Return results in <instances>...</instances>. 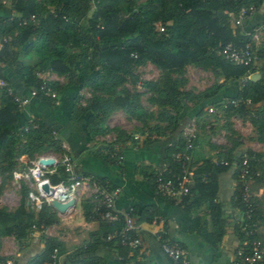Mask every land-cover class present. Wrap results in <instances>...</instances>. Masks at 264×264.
<instances>
[{"label": "crops", "instance_id": "crops-1", "mask_svg": "<svg viewBox=\"0 0 264 264\" xmlns=\"http://www.w3.org/2000/svg\"><path fill=\"white\" fill-rule=\"evenodd\" d=\"M248 2L254 6L255 11L240 20L239 25L233 23L235 12L225 8L221 10L222 15L227 16L231 36L237 42L249 41L253 31L264 22V0ZM14 5L13 0H0V40H5L0 44V77L8 83L14 95L28 100L23 109L15 112L13 132L17 133L21 127H26L24 124L29 120L49 130L52 141L58 142L61 154L67 153L71 157L76 172L91 176L101 188L117 191L114 210L119 217L131 210L132 221L138 228L140 245L136 248L125 245L117 247L112 242L122 223L120 220L108 223L93 215L96 197L89 187L74 206L65 212L59 213L51 205H46L39 225L30 228L24 238L18 239L14 234L0 236V261L11 264H51L47 257L41 256L43 239L49 238L55 240L61 249L57 264H66L65 256L93 240H97V246L89 255V260L83 264H170L156 239V234L162 231L167 240L183 248L189 264H233L236 250L247 245L249 248L257 245L263 250L264 257V110L261 109L264 101L253 107L257 111L261 110L253 118L250 112L233 115L221 111H206L191 117L184 131L194 135L190 166L195 171L207 162L221 166L222 169L209 182L207 179L198 186L193 183L190 196L181 203L169 202L154 195L152 179L156 171L168 168L166 147L170 140L165 116L172 114L170 107H157L154 104L146 106L142 128H139L140 134L135 140L130 138L108 144L102 142L100 134L103 131L96 114L101 112L100 108L120 109L113 105L106 106L104 103L107 101L82 108L86 99L83 83L91 77V74L84 71L78 56L85 48L66 49V58L62 60L61 67L70 73L52 71L49 64L40 59L35 47L25 49L36 41L37 29L32 30L25 40H21V29L11 27V31H7L10 19L21 17ZM57 9L58 13L77 23L82 31L85 30L86 17L82 19L71 14L65 6ZM48 15H54V6L47 11L36 10L30 15L34 16L33 19L28 16L26 20L35 28L38 20H44ZM255 35L256 39L251 42L252 48L258 57H262L264 27L257 29ZM95 51L94 57L100 48ZM187 67L189 70L192 65ZM137 68L145 71L152 68L156 76L159 72L149 63ZM255 68H259V63L255 64ZM25 72L30 73V79L46 85L56 95L55 99H44L47 98L45 96L31 98L29 91L34 85L27 84L26 79H30L24 75ZM217 73L214 84L223 81L219 69ZM252 75H258L255 80L259 78V73ZM236 90L237 83L226 81L218 96L221 100L229 98L235 95ZM123 97L125 99L124 94ZM187 105L190 107L191 103ZM229 121H233L234 128L229 126ZM149 122L152 128H144ZM246 152L255 160L249 180L256 209V230L251 242H243L238 235L236 227L242 216L232 200L237 185L232 176V163ZM221 162H227L228 167L221 165ZM22 181L20 186V182L13 179L12 182L18 185V199L13 208L6 209L5 206V209L12 214H18L19 209L24 214H32L33 222L37 220V211L28 201V188ZM20 217L25 220L23 214ZM50 220L52 222L48 223ZM16 222L13 225H17ZM1 227L10 226L5 223L0 224Z\"/></svg>", "mask_w": 264, "mask_h": 264}, {"label": "trees", "instance_id": "trees-1", "mask_svg": "<svg viewBox=\"0 0 264 264\" xmlns=\"http://www.w3.org/2000/svg\"><path fill=\"white\" fill-rule=\"evenodd\" d=\"M13 1L15 2L14 8L21 14V17L19 19L11 18L7 25L10 26L7 31H11V27L21 29V40H25L32 33V30L37 29L36 41L32 45L26 46L25 49L35 47L40 54V59L48 63L52 71L70 73L61 67L62 60L66 58L65 51L67 48L81 47L85 49L79 52L78 56L84 66L88 65L84 63L85 60L90 58L100 67L118 69L121 72L134 70L145 63L151 64L159 71L163 79L157 92L156 102L163 104L162 106L170 107L173 111V114L165 116V121L168 124L167 129H169L167 134L170 140V144L166 147L168 164L166 170L172 175L177 174L178 168L171 159V155L181 150V133L191 121V117L201 115L208 108H215L216 111L232 113L233 115H245L250 112L252 118L261 111H257V108L255 110L253 107L264 101V74L260 70L251 69L249 75L259 73V78L250 80L248 77L242 82V77L247 69L229 64L216 54V50L227 43L241 46L248 42V39L243 42L240 40L237 42L233 39L228 29L227 16L222 15L221 12L224 8L236 12L239 6L238 2L227 0H146L134 11L132 6L120 8L119 4L122 3V0H50V3L48 0H44L45 3L48 2L54 6V15H48L44 20L38 18V23L33 28L31 22L26 18L36 10H42L39 4L30 0ZM91 2H94V8L90 16L87 17ZM42 4L44 3L42 2ZM61 6H65L71 14L78 15L82 19L87 18L84 31L80 29L77 23L57 12V8ZM21 18L26 21L24 25L21 24L23 21ZM156 25L158 28H163L164 33L158 35ZM96 48H100V51L94 57L93 50L96 52ZM89 49H91L90 52ZM214 57L218 59L216 67L223 76L222 83L213 84L200 92L179 90L177 86H182L180 85L182 80L176 82L174 78H171V75H183L184 69L188 65L205 69V65L209 63L206 64V61L210 58L214 59ZM24 75L29 79L31 77L29 72H25ZM164 76L168 77V80L165 81ZM98 78L100 76L96 74L93 80ZM226 81L237 83V90L234 96L221 100L218 94ZM26 82L29 85H34L33 88L41 85V82L34 81L32 78L26 79ZM0 96L2 103L0 106V150L7 151L3 154L6 159L5 162H7V166L4 168L6 171L15 165L10 161L9 156L17 155L11 154V151L13 148L15 149V142L20 136L25 135L30 140L21 147L22 150L17 151L18 154H26L31 158L32 154L43 145H48L49 150L52 149L61 154V148L58 142L52 141L49 130L36 121L29 120L24 124L27 127L26 131H23L25 129L23 126L17 133H14L15 112L18 110L11 98L7 97L4 92L0 91ZM232 101L237 102L235 107L228 105L225 109L220 108L225 102L230 104ZM187 103H191V106L188 107ZM104 104L119 108L127 107V101L123 94H118L113 101H107ZM261 109L264 110V104ZM28 124H34L36 127L32 128ZM246 155L249 159V175L251 176L255 160L251 158L252 155L249 152H246ZM239 160L240 156L232 163L234 164L232 176L236 181V165ZM227 165L223 166L228 167ZM221 169V166H213L204 162L201 168L194 171V185H201L207 179L208 182L209 179L211 181L212 177ZM62 176L61 169L57 168L56 173L50 176L49 180L51 183H56ZM202 177H205L204 181L201 180ZM240 190V184L237 182L232 200L239 211H243V207L239 203ZM46 205L50 206V204H43L37 211V220L33 222L32 214H24L21 209H19V213L25 216L24 221L19 213L12 214L8 213L5 208L0 209V224L8 223L10 226L1 227L0 236L14 234L18 239L24 238L30 228L39 225L42 219L41 213ZM93 215L97 217L95 213ZM254 218L256 220V211ZM16 220L17 225H13ZM51 222L52 220L48 221V223ZM236 228L238 232V226ZM114 237L112 242L117 247H122L123 244L117 233ZM252 239L253 236L246 238L250 242ZM96 246L97 240H93L92 243L76 248L71 254L65 256L66 264L85 263L89 260V255ZM248 248L249 245L245 246L246 251ZM54 249L57 251V256L61 255L59 244L53 239L44 238L41 256L47 257L50 261Z\"/></svg>", "mask_w": 264, "mask_h": 264}, {"label": "built area", "instance_id": "built-area-1", "mask_svg": "<svg viewBox=\"0 0 264 264\" xmlns=\"http://www.w3.org/2000/svg\"><path fill=\"white\" fill-rule=\"evenodd\" d=\"M227 1L238 2L239 4L237 11L234 14L235 18L233 19L235 25H239L240 20L251 16L255 11L254 6L248 2L249 0ZM33 17L34 16H30L31 19H33ZM25 23V21L21 22L22 25ZM261 25L262 26L253 31L249 38L250 40L243 45L236 46L232 43H227L216 50V54L229 64L245 67L247 69L242 77V82L250 76L249 73L251 69H254L255 71L258 69L264 74V56L258 57L255 54L251 43L256 39L255 32L257 29H262V27H264V22ZM4 42V39L0 40V44ZM256 63H259V68H255ZM0 91L4 92L7 97L11 98L12 103L18 111L23 109L28 102L27 99L19 98L14 95L8 83L1 77ZM29 95L31 98L45 96L51 99H55L56 96L44 84L31 89ZM228 105L235 107L237 102L232 101L230 104L225 102L220 108L225 109ZM214 111H216L215 108H208L207 110L208 113ZM28 125L32 128L36 127L34 124ZM187 126H185V128ZM185 128L181 133V150L171 155V159L177 164V174L172 175L167 172V170H158L154 173L152 179L154 195L175 204L181 203L186 197L190 196L191 186L194 181V168L190 166V151L193 147L194 135L184 132L186 131ZM26 129L27 127H25L23 131H26ZM48 159L52 160V164L44 166L42 162ZM117 159L119 158L117 157ZM220 164L227 165V162H221ZM236 167L237 182L240 184L241 188L239 203L243 207V211H240L242 217L237 226L238 235L242 236L244 242L246 241V238L252 236L256 230V220L254 218V212L256 209L253 194L249 186V159L245 153L240 156V160ZM57 168L61 169L63 176L58 182L51 183L49 177L56 173ZM26 178H28L27 199L32 203L35 211L40 210L43 204H50L52 201L60 204H65L69 201H74L75 203L82 193L91 187L93 189V194L96 197V203L93 208L96 216L108 223H114L120 220L122 225L117 232V236H119L121 243L129 248H136L140 245L138 228L132 221L131 210L124 213L121 217H119L114 210V198L117 191L101 188L98 182L91 176L76 172L74 162L67 153L57 156L46 154L37 157L31 164V168L29 169ZM201 180L204 181L205 177H202ZM156 221L161 222L162 220ZM163 233V231L157 233L156 239L159 241L162 254L170 261V264H189L183 248L178 244L167 240ZM262 253L263 250L257 245L248 248L247 251L245 248H239L234 254L233 264H263L264 258ZM57 261V251L54 249L50 256V262L51 264H57ZM0 264L11 263L0 261Z\"/></svg>", "mask_w": 264, "mask_h": 264}, {"label": "rangeland", "instance_id": "rangeland-1", "mask_svg": "<svg viewBox=\"0 0 264 264\" xmlns=\"http://www.w3.org/2000/svg\"><path fill=\"white\" fill-rule=\"evenodd\" d=\"M30 1L38 3L41 9L44 11H47L49 8L53 7L51 4H49L50 0H48L49 3H45L44 0ZM145 1L146 0H122V3L119 4V6L122 9L132 6L134 7V11H136L140 4L144 3ZM42 2L44 5H42ZM93 8L94 2H91L89 11L87 13L88 17L93 11ZM156 26L158 35L164 33L163 28H158V25ZM90 50L91 49H89V52ZM209 60L206 61V64L208 62L209 63L205 65V69L192 66L189 70H187L188 67L185 68L184 74L181 76L179 74L171 75V78H174L176 82L182 80L180 84L182 86H177L179 90L200 92L213 85L218 74V68L216 67V61L218 59L214 57V59L210 58ZM84 63H87L88 65H85L83 69L84 71L91 74V77L83 83L86 89V99L83 101L82 108H88L92 104L99 102L114 100L118 94H124L125 100L127 101L126 108H119L120 110L115 107L100 108L99 111L101 112L96 114V119L100 123V128L103 131L100 134L102 142H107L108 144L109 142H119L126 138L135 140V138L138 137L137 135L140 134L139 128H142V118L145 116L144 108L146 106H150V104H154L157 107H162L163 105L158 101L156 102L157 92L162 85V75H158V72L156 76V73H153L154 69L151 68L150 70L145 71L144 69L142 70L143 67L125 72H121L118 69H106L100 67L99 64L92 62L90 58L86 59ZM96 74H98L100 78L93 80V77ZM146 74H148V76H146ZM166 80H168V77H165V81ZM176 84L179 85V83ZM152 121H154V119H152ZM148 126L152 128L150 122L149 125H144V128H147ZM155 126L158 125L155 124ZM155 126H153V128ZM229 126H233L234 128L233 121H229ZM29 140V137L27 139L25 135L18 137V141H16L14 145L15 149L13 148L11 151V154L14 153L17 155L9 156L10 161H12V163L15 165L9 171L4 169L7 166V162H5L6 159L3 157V154L7 151L0 150V209L5 208V206L6 209H11L16 205L18 199L16 192L18 193L19 190L18 185L12 182L13 179L18 180L19 182L24 180L25 185L27 186V173L31 168V164L36 160V158L46 154H53L54 156H57V151H53L52 149L49 150L48 145L41 146L38 151L32 154L31 158H29L26 154H18L17 151L22 150L21 147L25 146ZM22 182H20V186H22Z\"/></svg>", "mask_w": 264, "mask_h": 264}, {"label": "water", "instance_id": "water-1", "mask_svg": "<svg viewBox=\"0 0 264 264\" xmlns=\"http://www.w3.org/2000/svg\"><path fill=\"white\" fill-rule=\"evenodd\" d=\"M258 77V75H250L249 76V79L250 80H255L256 78ZM42 164L44 166H48V165H51L52 164V160L48 159V160H45L42 162ZM74 201H69L65 204H60L58 202H55V201H52L50 203V205L52 206V208H54L57 212L59 213H62V212H65L66 210L72 208L74 206Z\"/></svg>", "mask_w": 264, "mask_h": 264}]
</instances>
